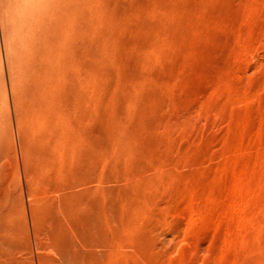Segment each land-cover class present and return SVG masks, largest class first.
<instances>
[{"label": "rangeland", "instance_id": "1", "mask_svg": "<svg viewBox=\"0 0 264 264\" xmlns=\"http://www.w3.org/2000/svg\"><path fill=\"white\" fill-rule=\"evenodd\" d=\"M0 264H264V0H0Z\"/></svg>", "mask_w": 264, "mask_h": 264}, {"label": "bare ground", "instance_id": "2", "mask_svg": "<svg viewBox=\"0 0 264 264\" xmlns=\"http://www.w3.org/2000/svg\"><path fill=\"white\" fill-rule=\"evenodd\" d=\"M38 45V44H37ZM24 52V51H23ZM18 61V60H17ZM21 63V62H20ZM40 71V70H39ZM16 75V74H15ZM26 80V79H25Z\"/></svg>", "mask_w": 264, "mask_h": 264}]
</instances>
